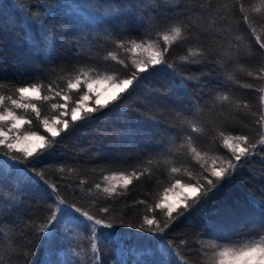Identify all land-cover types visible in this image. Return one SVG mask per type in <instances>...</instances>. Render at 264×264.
<instances>
[{
  "label": "snow or ice",
  "instance_id": "6c2138e0",
  "mask_svg": "<svg viewBox=\"0 0 264 264\" xmlns=\"http://www.w3.org/2000/svg\"><path fill=\"white\" fill-rule=\"evenodd\" d=\"M95 7L105 10L101 16L90 17L91 24L96 26L91 40L82 43L80 38H75V55H86L88 59L85 62H91L94 51L99 52L102 45L123 40L127 35L130 43H119L118 47L131 53V63L127 60L118 61L122 65L120 76L101 75L99 72L92 74L80 70L69 76L66 84L60 88H45L39 83L22 82L16 83L18 86L15 87L13 95H0V165L7 164L15 173L11 180L15 181L16 188L10 199L15 201L17 197L22 198L20 188L23 186L33 188L38 197L28 201L33 207L29 209L26 220L31 221V224L24 223L21 226V247L18 251L22 255L18 259H22L23 264H32L29 257L35 255L32 246L24 242L25 235L40 237L41 242L49 246L60 242L70 249L74 242L73 230L85 232L91 237L94 254L92 264H104L100 245H110L120 257L119 264H129L128 258L133 254L145 258L154 255L160 257L159 261L137 259L136 264H164V256L173 255V247L163 239V234L189 208L200 203L217 188L221 181L238 172L253 152L258 148L264 152V96L259 98V115L255 120L257 139L238 132L228 123L230 118H235L233 108L239 109L241 105L235 104L229 95L223 94L232 91L230 77L226 74L236 64L259 65L255 68L257 78H264V34L257 32L254 17L245 7V0H223L222 3L208 0L207 7L196 8L183 4L172 8L167 3L162 4L151 15L137 16L142 25L140 33L148 37L145 40L137 35V39H141L140 43L126 34L127 28L123 24L118 30H114L110 21L130 9H142L143 0H126V6L119 8L103 4ZM261 8H264V0H261ZM261 8H256L255 11L260 12ZM212 12H215L221 24L219 30L214 33L196 31V16ZM237 18L238 25L234 30L229 22ZM257 22L264 25V21ZM73 24V20L60 19L57 15H50V19L41 24L45 54L53 50L57 42L72 45L73 39L69 33ZM170 24L176 26L169 27ZM241 26L247 35V45L239 36L234 35V31L241 30ZM208 39L216 41L219 47L208 46ZM182 43L188 47L187 64L181 66L170 63L173 47H179ZM36 46L39 48L40 44L36 43ZM193 46L201 48L202 51L194 50ZM108 58L117 60L116 55L110 51L105 59ZM193 66H197L196 70L206 78L197 76ZM71 67L65 63L62 67H53L50 73L56 74L58 71L70 70ZM163 69L171 70L173 76L179 77V81L170 83L164 90L146 87V94L131 109L134 127L125 123L126 126L113 135L119 144L128 149L132 148L139 136L143 146L137 147L136 152L139 158H146L149 164L154 158H175V145L183 140L186 144L185 158L189 163L195 160L199 165L195 183H182L179 178L166 181V186H162L151 207H148L145 199L138 201V204L144 205L146 211L135 218L136 201H133L128 211L122 213L113 212L107 204L122 194L120 190H130L129 186L143 184L145 190L151 192L154 182L161 183L160 178L164 176L165 169L154 168L150 176H145L143 170L136 169L104 175L103 186L96 184L98 194L102 193L105 198V203L97 205L99 214L85 209L80 203L61 198L60 184L55 181L50 183L43 170L45 158L54 155L52 150L59 144L58 138H62L63 134L72 130L79 122H85L115 102L122 101L125 94L145 84L156 72ZM253 74V71L247 73L248 76ZM53 99L55 102L51 103V108L54 114L41 119L37 102H49ZM243 107L248 106L245 104ZM17 110H31L42 131H22L24 125L31 121L17 115ZM166 135L174 136V139L165 143L162 137ZM210 144L215 145L210 150L222 152V156L209 155L208 151H202ZM93 150L97 151V165L104 161L113 162L110 152L103 148ZM48 162L54 163L51 160ZM60 171L63 172L64 168ZM178 171L176 167L171 169L172 173ZM4 182L5 178L0 175V184ZM157 209L163 219L148 214L155 213ZM44 213L47 214L43 215ZM37 214L41 215L39 228L34 226ZM257 226L260 231H264V221L253 225ZM193 235L200 238L196 233ZM130 238L136 241L138 250L130 247ZM211 238L207 244L201 245L203 255L208 258L207 264H264V235L258 240L240 245L223 244L217 242L216 238ZM97 256L100 258L97 259ZM75 264H80L79 260Z\"/></svg>",
  "mask_w": 264,
  "mask_h": 264
},
{
  "label": "trees",
  "instance_id": "16d2710c",
  "mask_svg": "<svg viewBox=\"0 0 264 264\" xmlns=\"http://www.w3.org/2000/svg\"><path fill=\"white\" fill-rule=\"evenodd\" d=\"M143 2L142 9H130L110 21L111 27L118 30L123 24L127 28L126 34H129L131 39H137V35L142 36L140 33L142 25L138 21V15H151L165 3L172 8L181 4L191 5L194 8L207 7L208 4V0H143ZM213 2L222 3L223 0H213ZM98 4L119 8L126 6V0H0V95H13L15 87L18 86L16 83L22 82L39 83L45 88H60L66 84L69 76L77 74L80 70L89 71L92 74L99 72L101 75L120 76L122 65L118 61L127 60L129 64L131 63V53L118 47L119 43H130L127 35L123 40L115 43L107 42L106 46L102 45L99 52L94 51L91 62H85L88 59L86 55L80 57L75 55V38H80L82 43L93 38L96 26L91 24L90 17L101 16L105 10L95 7ZM245 7L254 17L257 32L264 34V25L257 22L264 21L261 0H245ZM256 8H261L260 12H256ZM50 15L74 21L72 31L69 33L73 43L69 45L57 42L54 49L45 54L41 24L48 21ZM229 23L235 30L238 18ZM194 24L195 30L201 33L205 31L214 33L221 27L215 12L204 16L197 15ZM173 26L176 25H169V27ZM181 27L183 31L184 28ZM242 27L241 30L234 31V35L239 36L247 45V35ZM142 38L148 39L147 36ZM137 42L140 43L141 39H137ZM36 43L40 44L39 48ZM206 44L210 47H219V44L211 39H208ZM193 49L202 51L195 46ZM109 51L116 55L117 60L105 59ZM187 51L188 47L183 43L179 47H173L169 62L186 65ZM65 63L72 66L70 70L58 71L56 74L50 73V69L62 67ZM257 67L259 65L249 63H239L230 67L226 75L230 77L232 91L223 94L229 95L231 101L241 105L239 109L233 108L236 115L235 118H230L228 123L238 132H244L258 139L255 120L259 115L257 110L259 98L264 96V91H261L264 89V78H257L258 73L255 71ZM193 69L196 70L197 66H193ZM249 71H253V76L247 75ZM196 75L201 79L206 78L201 76L199 70H196ZM178 81L179 77L173 76L171 70H160L145 84L125 94L122 101L115 102L85 122H79L72 130L63 134L62 138H58L60 142L52 150L54 155L45 158L43 170L48 175L50 183L55 181L60 184V197L80 203L85 209L99 214L97 205L105 203V198L102 193L98 194L96 184L100 183L103 186L104 175L131 172L136 169L143 170L145 176H150L154 168L165 169L164 176L160 178L161 183L154 182L151 192L146 191L143 184L137 187L129 186L130 190H120L122 194L107 204L113 212L122 213L128 211L129 206L136 201L135 218V216H142L146 211L144 205L138 204V201L145 199L148 207H151L162 186H166V181L179 178L182 183L187 181L195 183L199 165L195 160L189 163L185 158L186 144L183 140L175 145V158L172 156L159 160L154 158L149 164L146 158H139L136 152L137 147L143 146L139 136L132 148L128 149L119 144L113 135L114 132L124 128L125 123L134 127L131 109L146 94V87L164 90L170 83ZM246 85L253 87H246ZM44 94L46 93H42ZM53 102H55L54 99L49 102H37L41 119L54 114L51 108ZM245 104L247 108L243 107ZM17 115L31 121L24 125L22 131H42L31 110H17ZM162 139L168 143L170 139H174V136L166 135ZM94 148H103L110 152L113 162L104 161L97 165L95 161L98 155ZM214 148L215 145L210 144L202 151H208L209 155L222 156V152L210 150ZM223 158L226 159V157ZM49 160L54 163H49ZM68 161L76 163H66ZM173 167L178 168L179 171L172 173ZM61 168H64L63 172L60 171ZM0 175L5 178V182L0 184V264H23V260L18 259L22 255L18 251L21 247V226L24 223L31 224V221L26 220L29 209L33 207L28 201L38 197L33 188L23 186L20 188L22 198L17 197L15 201L10 199L16 188L15 181L11 180L15 173L7 167V164H3L0 165ZM148 214L156 215L160 219L164 218L158 209L155 213ZM262 221H264V152L258 148L238 172L221 181L217 188L213 189L200 203L189 208L163 234V239L173 247V255H165L164 264H207L208 258L203 255L202 244H207L212 240L211 237L223 244L236 245L258 240L264 235V231H260L258 226L253 227V225L260 224ZM34 226L41 227L40 214L36 215ZM193 233L198 234L200 238L197 239ZM72 240L74 242L69 249L66 244L60 242L49 246L41 242L40 237L24 236V242L30 244L35 253L29 257L33 261L32 264H69V262L75 264L77 260L80 264H92L94 254L91 248V237L85 232L73 230ZM128 243L132 249L138 250L134 239L130 238ZM100 247L103 249L104 264H119L120 257L114 253L110 245H100ZM198 252L200 255H197ZM99 258L97 256V259ZM128 259L129 264H136L137 259L159 261L160 257L154 255L145 258L133 254Z\"/></svg>",
  "mask_w": 264,
  "mask_h": 264
}]
</instances>
